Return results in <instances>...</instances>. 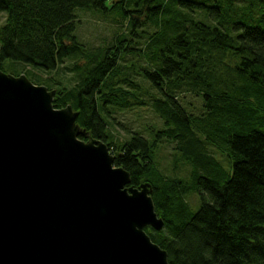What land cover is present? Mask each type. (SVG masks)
<instances>
[{
    "label": "trees",
    "instance_id": "obj_1",
    "mask_svg": "<svg viewBox=\"0 0 264 264\" xmlns=\"http://www.w3.org/2000/svg\"><path fill=\"white\" fill-rule=\"evenodd\" d=\"M0 10V70L22 62L13 75L54 88V106L78 112L131 184H150L163 225L144 229L170 264H264V0H0ZM77 10L125 28L87 46ZM132 107L158 123L114 133L113 113ZM162 142L187 178L163 174Z\"/></svg>",
    "mask_w": 264,
    "mask_h": 264
},
{
    "label": "water",
    "instance_id": "obj_2",
    "mask_svg": "<svg viewBox=\"0 0 264 264\" xmlns=\"http://www.w3.org/2000/svg\"><path fill=\"white\" fill-rule=\"evenodd\" d=\"M55 89L0 70V264H170L148 182L131 184Z\"/></svg>",
    "mask_w": 264,
    "mask_h": 264
},
{
    "label": "rangeland",
    "instance_id": "obj_3",
    "mask_svg": "<svg viewBox=\"0 0 264 264\" xmlns=\"http://www.w3.org/2000/svg\"><path fill=\"white\" fill-rule=\"evenodd\" d=\"M116 18L117 17L111 16L110 14H102L92 10H77L76 19L78 20V36L87 46H95L100 43L102 44L111 39L115 30L123 29V27L125 28V26L122 25L124 23L118 22ZM4 19L5 12L0 10V24L3 23ZM22 65L23 63L20 61H13L7 58L3 62V69L7 73L17 74L21 71V67L25 68L24 65ZM25 69L28 70V67ZM69 74L70 73L55 72L54 76H61L62 79L66 81V76L69 77ZM36 75L44 78V73L41 71H37ZM67 84H69V82ZM189 97V95L186 96L187 99H189ZM190 99L193 105L192 110H194L198 107V100L194 97H190ZM113 116L115 117V120L119 122V125H117L113 131L118 135L124 134L122 132L123 126L141 128L146 123H158V119H156V117L152 114L151 109H135L134 107L130 109H119L113 113ZM155 160L163 174L169 176L178 175L187 178L189 165L178 159V155H176L173 150L172 143L162 142L156 149ZM195 196V194H190L188 196V201L191 204L192 209H196L198 207V201Z\"/></svg>",
    "mask_w": 264,
    "mask_h": 264
}]
</instances>
